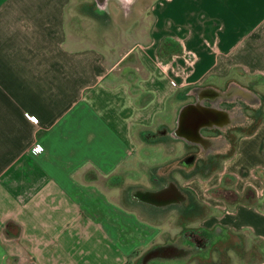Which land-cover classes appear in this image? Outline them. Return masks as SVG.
I'll return each instance as SVG.
<instances>
[{
	"label": "crops",
	"instance_id": "obj_1",
	"mask_svg": "<svg viewBox=\"0 0 264 264\" xmlns=\"http://www.w3.org/2000/svg\"><path fill=\"white\" fill-rule=\"evenodd\" d=\"M77 1L131 40L117 52L88 41L71 24L73 0H0V264H139L141 254L145 264L152 248L173 252L197 205L186 191L204 185L156 175L137 185V143L170 128L171 141L198 145L224 127L226 101L255 93L238 79L264 81V0ZM237 142L223 172L239 176L235 191L259 190L264 119ZM226 214L264 241V206L238 201Z\"/></svg>",
	"mask_w": 264,
	"mask_h": 264
},
{
	"label": "rangeland",
	"instance_id": "obj_2",
	"mask_svg": "<svg viewBox=\"0 0 264 264\" xmlns=\"http://www.w3.org/2000/svg\"><path fill=\"white\" fill-rule=\"evenodd\" d=\"M73 3L71 24L73 28H76L74 31L85 29L88 41H94L91 43L103 45L105 50L117 52L124 48L120 44H125L134 35L122 30L119 33L116 25L107 17L99 20L91 16L90 6L88 7L85 2L73 0ZM144 20L145 25L141 24L137 29L148 27L150 19L145 16ZM141 33L136 32V36L143 35L144 30ZM103 39L104 42H102ZM113 39L119 42H110ZM238 81L251 87L250 89L256 94L247 91L241 98L226 101L229 102L226 123L221 129L205 131L203 134L209 137L208 140L202 139L198 145L187 143L181 138H179L181 140L171 141L169 136H174L171 134L172 130L167 128L161 132L159 128L145 133L146 142L137 143L133 166L137 185L142 182L148 186L154 185V183H147V179L154 175L159 179L156 183H161L168 178H174L177 182H186L195 177L204 185L199 193L186 191L187 200L193 201L194 198L193 202L197 205L193 211L191 210L192 213L189 209V212L187 210L184 214L186 221L184 228H181L183 236L178 239V244L174 245L173 249H168L173 252H168L166 255H160L158 252L155 256L158 248L154 250L152 248L150 251L153 255L147 256L148 260L145 264H264V241L253 229L235 225L234 222L230 223L231 215L226 214V211L230 212L238 201L255 208L264 206L263 168H256L251 172L252 182L258 178L260 180L259 193L258 189L250 183L245 186L242 193L235 191V183L239 176L228 170L223 172L225 161L235 149L239 137L251 132L256 122L264 119V81L254 79L248 84V80L238 79ZM226 96L229 97V95ZM184 98L190 101L194 99V95H185ZM200 100L202 103V99ZM161 136H167L165 138L168 139L161 140ZM159 167H166L167 171L161 174ZM240 169L243 173L247 171L245 168ZM213 175L219 178V182L216 178L207 181ZM198 194L205 202L197 199ZM210 200H214L216 206L209 205ZM212 215L215 216V223L209 226L201 223L203 218ZM222 216H225V221L219 220ZM163 241L157 240V245L162 244ZM142 255L136 256V263H143Z\"/></svg>",
	"mask_w": 264,
	"mask_h": 264
},
{
	"label": "built area",
	"instance_id": "obj_3",
	"mask_svg": "<svg viewBox=\"0 0 264 264\" xmlns=\"http://www.w3.org/2000/svg\"><path fill=\"white\" fill-rule=\"evenodd\" d=\"M185 59H186L187 61H189V62H192L193 59H194V55H193V54H185ZM43 149H44V148H43V146H42L41 144H39V143H34V144L31 146L30 151H31L32 153L37 154V153L42 152ZM259 192H260V191L258 190V193H259Z\"/></svg>",
	"mask_w": 264,
	"mask_h": 264
}]
</instances>
